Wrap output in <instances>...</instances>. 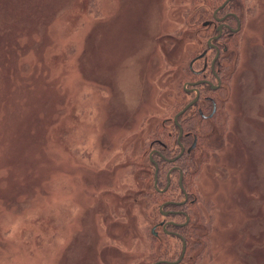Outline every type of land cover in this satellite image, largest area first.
<instances>
[{
  "label": "rangeland",
  "instance_id": "obj_1",
  "mask_svg": "<svg viewBox=\"0 0 264 264\" xmlns=\"http://www.w3.org/2000/svg\"><path fill=\"white\" fill-rule=\"evenodd\" d=\"M203 1L0 0V264L180 254L152 233L183 199L179 175L155 194L149 156L191 97L211 33L199 21L218 5ZM243 1L222 91L203 93L217 115L195 118L208 124L186 176L199 202L181 208L199 214L187 264H264V0Z\"/></svg>",
  "mask_w": 264,
  "mask_h": 264
},
{
  "label": "flooded vegetation",
  "instance_id": "obj_2",
  "mask_svg": "<svg viewBox=\"0 0 264 264\" xmlns=\"http://www.w3.org/2000/svg\"><path fill=\"white\" fill-rule=\"evenodd\" d=\"M204 3L206 4V1ZM222 6H224L223 3L217 6L215 5L214 8H212L211 17H207V15L204 14L199 21L204 29V32L210 31L211 33L207 38L206 47L195 58V60L192 61L190 67L195 73L200 74V72H204H202L201 75L196 76V80L188 82L185 88L186 93L191 96L190 99H188V101L186 102V107L192 103V105H190L187 110L190 109L189 114H192V110L197 109L196 112H199L201 114L199 116L201 121L210 120L217 115L218 104L216 100L211 95H204L203 92H217L222 88L223 82L220 78H217V74H219L220 69H218L216 65L222 63L220 61L222 53L228 50V44L230 43V40L236 34H238L242 28V20H240L239 16H237L235 12L230 11L223 14L221 10ZM203 59V65L198 68V70L195 69L194 62L198 60L201 61ZM209 67L210 69H213V73L210 72L211 70H208ZM208 71L212 74V77L215 78L218 83H214L213 80L209 79ZM206 104L208 105V107L210 106V110L207 114L203 112L204 109H206L204 106ZM181 111L179 113L177 112L174 115L171 121L173 125L171 131H168L166 136H163L162 138H159L157 136L154 137V140L151 142V154L149 156V160L156 169L154 185L157 190L163 195L167 192L170 193L171 189H174V173H176V171H179V169L181 168L180 159L182 160V157H185V155H187L189 159L190 153L194 149H196V147H198L199 143L198 136L190 131L184 132L183 125L180 127V130L178 129V126L181 125L178 120L179 115L182 114ZM190 137L193 138L192 142L190 141ZM194 143H196V145L194 148H192ZM173 153L176 154L173 156ZM161 166L168 168V173L166 174L165 185H163L162 187H158L161 179L158 178L157 172L159 171ZM184 177L185 176L183 172L178 177V187L180 190L179 192L182 193L183 199H166V201L161 205L162 208L160 207V213L164 217V219L157 223L152 229L153 235L157 238L160 236L159 233L162 230L165 235L180 239L183 245L182 251L180 252V254L176 255V258L173 257L160 259L152 264H180L181 260H184L183 262L187 264L188 259L186 256L189 257L190 255V253L188 255V250H190V242L187 241L185 235H188L191 239L192 233L188 234V231L191 229V216L193 213L190 211L187 212L186 210H182L181 208L183 206H186L189 202H191L190 204H195L196 199L192 197L190 185L185 183ZM177 204L179 206L175 207L174 205ZM194 214L199 216V214ZM178 217H185V221H177L176 218L179 219ZM169 227L175 229L171 230L169 229ZM158 228L160 229V231L157 230ZM188 264L190 263L188 262Z\"/></svg>",
  "mask_w": 264,
  "mask_h": 264
},
{
  "label": "trees",
  "instance_id": "obj_3",
  "mask_svg": "<svg viewBox=\"0 0 264 264\" xmlns=\"http://www.w3.org/2000/svg\"><path fill=\"white\" fill-rule=\"evenodd\" d=\"M203 1V0H202ZM208 2L209 0H204L203 2ZM213 2H214V0H212ZM216 1H218V5H220V4H224V6H222V12H223V14L224 13H226V12H235L236 14H237V16H239V18H240V20H244L243 19V12H244V1L243 0H216ZM212 3V2H211ZM210 14H211V12H210ZM207 15V14H206ZM241 30H242V28H241ZM241 32V31H240ZM231 45H232V42H231ZM229 50H230V43L228 44V50L226 51V52H223L222 53V55H221V64H217L216 65V67L218 68V69H220V72H219V74H217L218 76H217V78H220L221 80H222V82H224V79H223V64H224V61L226 60V57L228 56V52H229ZM231 54H229V56H230ZM203 65V64H202ZM201 65V66H202ZM208 70H211L210 72L211 73H213V69H210V67L208 68ZM202 72H204V71H202ZM202 72H200V74L199 73H195V72H193L192 71V74L194 75V76H198V75H201V73ZM219 91H222V90H219ZM224 91V90H223ZM204 92H207V91H204ZM203 92V93H204ZM213 97V96H212ZM214 99L216 100V102H217V104H218V106H219V102H218V100L214 97ZM186 105H187V103H185L184 104V106L178 111V113L182 110V109H184L185 107H186ZM209 110H210V106H209V108H208ZM206 109H204V113H206V111H205ZM208 111V110H207ZM189 112H190V109H188V110H186L185 112H183L181 115H179V117H178V120H179V122L181 123V125H179L178 126V129L180 130V127L183 125L184 126V132H192V133H194V134H196L197 136H198V140H199V143H198V146H199V144L203 141V138H200L199 137V133L200 132H203L204 130H206V127L207 126H205V125H207L208 123H206V124H201V125H199V127L198 126H196L195 127V118L197 117V118H199V116L201 115L199 112L197 113V112H195L194 114H189ZM208 113V112H207ZM206 113V114H207ZM203 122L204 121H208V120H202ZM204 126H205V128H204ZM162 128L164 129V128H166V126L165 125H163L162 126ZM202 129L203 131H200L199 129ZM197 131H199V132H197ZM191 138V137H190ZM191 142L193 141V138H191V140H190ZM201 141V142H200ZM198 149V147H196V149H194L191 153H190V157H189V159H188V157H187V155H185V157L183 156L182 157V160L180 159V161H181V168L179 169V171H176V175H181V173L183 172L184 173V178H185V183L186 184H188V181L186 180V176H187V173H188V170L191 168V164L194 162V164L196 165V163H195V160H196V150ZM188 167H189V169H188ZM164 170H167V171H164ZM155 171H156V169L154 168V181H155V177H156V175H155ZM168 173V168H166V167H160V169H159V171L157 172V175H158V178H162L161 176H162V174L164 175V177H165V183H166V174ZM165 185V184H164ZM158 187H162V185H161V182H159V185H158ZM154 189L156 190L155 191V194H157V195H159V196H161V194L162 193H160L158 190H157V188L155 187V185H154ZM163 195V194H162ZM155 197H156V195H155ZM199 202V200H197L196 202H195V204L194 205H196L197 203ZM194 205H192V206H194ZM175 207L176 206H179L178 204L177 205H174ZM181 206H183V205H181ZM183 207H185V206H183ZM177 208H179V207H177ZM191 221H192V223H191V228H193L194 229V226H195V224L197 223V222H199V216H197V215H195L194 213L192 214V216H191ZM186 236V239H187V241L188 242H190V245H189V249H190V251L189 252H193L194 251V248L196 247V241H192L190 238H189V236L188 235H185ZM187 254V253H186ZM184 260H181V262H180V264H185L184 262H183Z\"/></svg>",
  "mask_w": 264,
  "mask_h": 264
},
{
  "label": "water",
  "instance_id": "obj_4",
  "mask_svg": "<svg viewBox=\"0 0 264 264\" xmlns=\"http://www.w3.org/2000/svg\"><path fill=\"white\" fill-rule=\"evenodd\" d=\"M190 105H192V103L191 104H189L184 110H182L181 111V113H183V112H185L186 110H187V108H189L190 107ZM176 120H177V117H176ZM195 145H196V143H194V145L192 146V148H194L195 147ZM191 150V149H190Z\"/></svg>",
  "mask_w": 264,
  "mask_h": 264
}]
</instances>
